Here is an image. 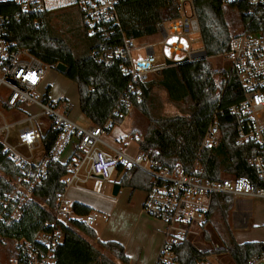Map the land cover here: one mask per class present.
<instances>
[{
  "label": "built area",
  "instance_id": "1",
  "mask_svg": "<svg viewBox=\"0 0 264 264\" xmlns=\"http://www.w3.org/2000/svg\"><path fill=\"white\" fill-rule=\"evenodd\" d=\"M127 1L130 0H73L86 34L101 42L93 50L92 57L105 66L118 61L122 74L128 78L127 86L118 99V104L126 106L127 112L114 110L112 114L122 120L134 104L141 102L143 85L153 74L167 67L165 61L169 59L165 55L164 63L158 64L154 52L156 46L167 48L168 53L174 56L184 54L182 60L188 61L201 57L203 51L201 48L185 51L178 41L168 42L170 38L200 37V25L192 0H174L178 17L156 23V34L152 37L158 41L143 44V57L133 58L136 39H127L122 34L118 45H102L112 39L113 29L119 27L118 8ZM238 1L247 3L243 14L249 19L256 11L262 13V19L257 16L254 23L260 24L262 29L244 32L238 19L237 31L231 34L228 50L222 54L225 59L224 79L236 78L243 95L226 112L234 119L236 142H252L258 147V152L249 163L256 171L261 184L259 187L245 176L213 181L198 175L202 171L199 161L201 151L219 144L218 115H222L223 110L215 112L209 119L190 172L171 173L161 167L157 149L142 151L137 147L134 155H128L112 144L107 129L114 124L113 117L103 125H82L70 119L64 108L58 105L60 103L49 99L45 101L49 86L45 84V78L52 67L8 38L9 19L2 6L10 2L25 14L39 15L48 9L46 0H0V119L10 113L16 115L0 125V145L15 166L20 168L16 179H7L13 190L0 197V224L18 223L30 202L45 207V202L37 200L33 191L45 180L51 161L64 164L67 170L61 179L63 192L56 200L54 221L45 223V229L32 239H1L8 242L9 264H55V252L63 240L58 222H62L63 218L75 219L88 227L95 222L92 213L75 215L71 202L64 195L69 187L80 186L91 177L110 181L118 172L130 170H139L149 177L150 186L145 192L142 212L165 225L163 244L155 264H177L173 247L192 233V227L205 222L214 195L264 201V123L258 121L260 114L264 113V0H225L223 9H230V4ZM250 24L251 20L245 23L247 26ZM44 118H47V123L50 122L49 125L42 121ZM50 128L56 132V138L47 154L43 136ZM12 136L14 145L10 142ZM71 146L70 156L60 160V156ZM19 148L24 154L18 151ZM263 263L264 252L248 262Z\"/></svg>",
  "mask_w": 264,
  "mask_h": 264
},
{
  "label": "trees",
  "instance_id": "2",
  "mask_svg": "<svg viewBox=\"0 0 264 264\" xmlns=\"http://www.w3.org/2000/svg\"><path fill=\"white\" fill-rule=\"evenodd\" d=\"M192 1L206 56L192 61H178L175 65L158 71L156 80H149L143 85L142 100L134 104V107L145 117L147 126L139 137H133L134 142L142 151L157 149L161 167L169 172L189 173L209 119L215 112L223 110V114L218 115L221 134L219 144L201 151L199 161L202 171L198 175L213 181H219L224 176H245L253 185L259 187L261 184L258 182L256 171L249 163L251 157L258 152V147L252 142H236L235 122L226 112L228 107L238 103L243 97L238 82L234 77L225 80V68L222 72H217L208 61L209 58L224 54L229 47L231 34L223 9L225 0ZM247 7V3L243 1L230 4L231 10L238 13L244 32L262 29L260 24H254L257 16L262 19V13L256 11L249 19L243 14ZM118 9L119 27L113 29L112 39L102 45H118L121 34L130 40L151 37L156 34V23L176 19L179 15L174 0H130L121 4ZM50 10L52 9L48 8L39 15L25 14L14 4L7 2L2 6V11L9 19L8 38L54 69L56 64H63L66 69L62 75L76 85L81 114L94 125H103L113 117L114 124L107 129V132H110L116 124L123 122L117 116H112L113 111L127 112L126 106L118 104V99L127 86L128 78L122 74L118 61L111 66H105L92 57L93 50L101 42L88 36L84 28L86 37L90 39L88 55L75 57L71 47L53 34L49 25ZM249 20L252 24L245 25ZM35 22L38 23L37 26ZM156 87L165 92L172 105H184L186 114L175 117L160 116L154 109ZM49 89L48 86L45 101L48 100ZM91 89L94 91H90ZM262 91L264 93V88ZM58 103L65 105L66 113L70 112L66 100H59ZM55 138L56 132L51 128L45 132L43 146L47 154ZM19 174L20 168L15 166L0 145V197L13 190L7 179L14 180ZM66 174L64 164L51 161L45 180L33 191L37 200L45 202V207L41 208L35 202L27 204L18 223L0 224V239H32L45 229V223H52L55 219L56 200L63 192L61 179ZM140 174L144 173L139 170L125 171L121 184L129 185L133 190L147 191L150 186L149 177L144 174L146 179H142ZM232 207V197H212L202 227L216 217L222 223L227 241L212 251H200L194 246L191 238L186 237L173 247L177 264H205L208 257L223 254L229 255L234 264H248L251 258L264 252V243H236L228 224V214ZM72 209L80 216L90 213V208L79 203H73ZM58 228L63 240L55 252V264L129 263L121 244L114 241L100 242L94 230L81 221L67 219L66 222H58ZM96 246L109 253L111 258L101 253Z\"/></svg>",
  "mask_w": 264,
  "mask_h": 264
},
{
  "label": "rangeland",
  "instance_id": "3",
  "mask_svg": "<svg viewBox=\"0 0 264 264\" xmlns=\"http://www.w3.org/2000/svg\"><path fill=\"white\" fill-rule=\"evenodd\" d=\"M73 0H46V6L49 9V25L53 34L62 40H64L70 47L73 52V55L77 58L85 57L88 55V47L90 39L86 37L82 23L80 20V15L75 4H72ZM225 17L229 22V31L230 34L237 31L238 16L233 10L224 9ZM158 39L155 37H145L134 40L136 49L133 50V58L143 57L142 46L145 43H154ZM178 41L182 44L185 51H195L198 49L203 50L201 43V38L199 36L183 37V38H170L168 42ZM204 51V50H203ZM154 52L157 57V62L159 65L164 63L165 55L169 60L178 62L183 59L184 54L174 56L168 53L167 48L161 49V47L156 46ZM212 68L217 72H222L225 67V59L222 55L212 57L208 59ZM156 73L153 74L149 80L157 79ZM45 84L49 85L50 89L48 91V99L51 102H58L62 99L69 100L68 105L70 106V112L68 116L70 119L80 123L85 122L88 125L85 117L81 114L78 101H77V90L76 85L65 78L61 73L56 71L54 68H50L49 72L45 78ZM41 92V91H40ZM154 109L162 117H175L182 116L186 114V109L184 105L176 107L172 105L167 100L166 94L163 90L159 88H154ZM65 110V105L60 103L58 104ZM45 124H50L47 118L42 120ZM260 124L264 123V113L260 114L258 120ZM83 125V123H80ZM116 124V127L112 135L121 136L119 140L113 138L117 141V144L120 145L122 151L127 153H133L136 148L134 138L139 137L147 126V120L141 113L135 108H131L128 112L127 117L123 120V124ZM42 131L44 129H41ZM133 141V144L130 142ZM10 142L12 145L15 144L14 137H10ZM125 145H122V143ZM126 146V147H124ZM70 147L60 156V160H64L66 157V152H68ZM19 152L24 154L22 149H18ZM228 177V176H224ZM140 178L146 179L144 174H140ZM115 180V179H114ZM118 179L115 183L113 181H103L95 177L87 179L82 183L81 190H72L71 193L74 194L76 198L84 199L97 207L92 213L96 216V222L91 226L92 229L96 232L98 237H115L117 239L127 240L129 235H132V238L129 243V247L132 252V264H138V258L141 259L146 257L145 253L148 251L149 244H152L151 239L147 237L149 232L157 230L161 233V242L157 249L155 250L154 246L150 249V257L154 264L160 248L164 240V231L165 225L158 221L157 219L146 215L148 218H151L157 222V225L154 227L152 224H142L141 221H137V206L135 207L130 202V192L132 189L129 185L119 184ZM114 185L120 186V191L114 193ZM68 190V189H67ZM67 190L65 192V197H67ZM140 190V189H136ZM114 198V200H112ZM135 200V198L133 199ZM69 202H71L68 199ZM97 209L104 211L105 215L101 214ZM73 212V210H72ZM103 213V212H102ZM71 214V210L69 215ZM68 219V218H67ZM67 219L63 218L62 222H66ZM137 221V222H136ZM262 221H264V204L256 205L252 199H233V207L228 214V224L232 235H234L237 242H264V226H262ZM205 223V222H204ZM203 223V224H204ZM202 224V225H203ZM194 226L190 230L192 233H188L186 237H190L194 246L200 250L212 251L217 247H221L227 241V234L222 227V223L216 217L213 218L211 223ZM245 227V228H244ZM185 237V238H186ZM149 240V244H146V241ZM117 240H114V242ZM119 242V241H118ZM8 242L1 241L0 239V264H9L8 263ZM96 248L107 257L111 258L109 253L105 252L101 248ZM225 255V256H223ZM219 256H210L209 262L213 263L216 260L229 261L232 262L231 258L227 254Z\"/></svg>",
  "mask_w": 264,
  "mask_h": 264
},
{
  "label": "crops",
  "instance_id": "4",
  "mask_svg": "<svg viewBox=\"0 0 264 264\" xmlns=\"http://www.w3.org/2000/svg\"><path fill=\"white\" fill-rule=\"evenodd\" d=\"M62 100H66L67 102H69V100H67V99H62ZM77 101H78V95H77ZM69 104H70V102H69ZM71 105V104H70ZM86 121L88 122V124L90 123L87 119H86ZM80 123H83V125L84 124H87V123H85V122H80ZM123 124V122L120 124V125H122ZM120 125H118V126H120ZM116 127H113V129L110 131V132H108L107 133V136L110 138V141H111V143L112 144H115L116 146H118V147H121L120 145H118L117 144V141H115L113 138H116V140H119L120 138H121V136H116V135H112V133H113V131H114V129H115ZM125 143H127V142H124V143H122V145H125ZM130 144H133L134 145V143H133V141H131L130 142ZM135 146L137 147V145L135 144ZM124 147H126V146H124ZM121 149V148H120ZM122 150V149H121ZM136 150H137V148H136ZM136 150L133 152V153H127L126 151H123V152H125V153H127L128 155H134L135 154V152H136ZM71 152H72V146L69 148V150H68V152H66V157H65V159L64 160H66L69 156H70V154H71ZM63 161V160H62ZM123 175H124V172H118L110 181H113V183H115L116 182V180L118 179L119 181H118V183L120 184L121 183V180H122V177H123ZM115 179V180H114ZM136 180V183H138V180L137 179H135ZM134 180V181H135ZM116 186H118L119 188H118V190H117V193L120 191V186L119 185H114V188H116ZM81 188V186H71V187H69L68 188V190H67V197H68V199L71 201V204L73 205V203H79V204H82V205H84V206H87L88 208H90V213H92V211H94L97 207H95L94 205H92L91 203H89L88 201H86V200H84V199H79V198H76L75 196H74V194H72L71 193V191L72 190H81L80 189ZM131 190V192H130V202H132V205L135 207V204H136V206H137V221L138 222H140L141 221V223L142 224H147V223H150V224H152L154 227L157 225V222L155 221V220H153V219H151V218H148L143 212H142V204H143V200H144V198H145V190H133V189H130ZM66 192V191H65ZM135 198V200H133ZM236 199H245V198H236ZM112 200H114V198H112ZM255 202V204L256 205H262V204H264V201H261V202H256V201H254ZM73 210V209H72ZM99 212H101V214H103V215H105V213H104V211H101L100 209H97ZM74 212V211H73ZM103 212V213H102ZM74 214L75 215H77L75 212H74ZM93 215H94V213H92ZM77 216H80V215H77ZM95 216V215H94ZM106 216V215H105ZM136 221V222H137ZM95 222H96V216H95ZM94 222V223H95ZM93 223V224H94ZM92 224V225H93ZM91 225V226H92ZM91 226H90V228H91ZM262 226H264V221H262ZM245 228V227H244ZM94 230V229H93ZM95 232V231H94ZM95 234H96V232H95ZM161 233H159L157 230H155L154 229V231H150L149 232V234H147V237L149 238V239H151L152 241H154V242H152V244H149V240L148 241H146V244L148 243L149 244V246H148V251L145 253V256L146 257H144V258H138V264H154V261H152V258L150 257V249L154 246V248H155V250L157 251V249H158V247H159V245H160V242H161ZM96 236H97V234H96ZM233 237H234V235H233ZM131 238H132V235H129V238H128V241L125 239V240H123V239H117V238H115V237H98L97 236V240H99L100 242H112V241H114V240H117V241H115V242H117V243H119V244H121L122 246H123V248H124V252H125V254H126V256L128 257V260H129V263L128 264H132V252H131V249H130V247H129V243H130V240H131ZM234 239H235V237H234ZM119 241V242H118ZM236 241V240H235ZM236 243H238V244H242V243H246V242H237L236 241ZM260 243H264V242H260ZM213 256H218V257H223V256H225V255H223V256H219V255H213ZM209 257L207 258V262L205 263V264H234L233 263V261L232 262H229V261H223V258H220L221 260H216V261H214L213 263H211V262H209ZM264 264V263H263Z\"/></svg>",
  "mask_w": 264,
  "mask_h": 264
},
{
  "label": "water",
  "instance_id": "5",
  "mask_svg": "<svg viewBox=\"0 0 264 264\" xmlns=\"http://www.w3.org/2000/svg\"><path fill=\"white\" fill-rule=\"evenodd\" d=\"M200 56H201V57H205V56H206L205 52L202 51ZM175 63H176V62L171 61V60H166V61H165V65H166L167 67L175 65ZM65 69H66V67H65L63 64H61V63H58V64H56V66H55V70L58 71V72L61 73V74H63V73L65 72ZM118 188H119V187L116 186V188H114V191H113V192H114V193H117Z\"/></svg>",
  "mask_w": 264,
  "mask_h": 264
},
{
  "label": "bare ground",
  "instance_id": "6",
  "mask_svg": "<svg viewBox=\"0 0 264 264\" xmlns=\"http://www.w3.org/2000/svg\"><path fill=\"white\" fill-rule=\"evenodd\" d=\"M16 115L15 114H8L6 115L4 118L0 119V125L2 124L3 121H10L11 119H13Z\"/></svg>",
  "mask_w": 264,
  "mask_h": 264
}]
</instances>
